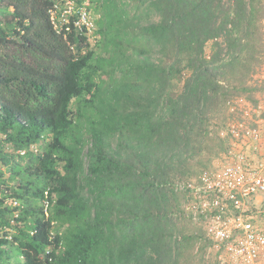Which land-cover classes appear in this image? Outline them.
I'll return each mask as SVG.
<instances>
[{"label": "trees", "instance_id": "1", "mask_svg": "<svg viewBox=\"0 0 264 264\" xmlns=\"http://www.w3.org/2000/svg\"><path fill=\"white\" fill-rule=\"evenodd\" d=\"M132 1L156 10L158 19L125 29L171 46L170 62L158 65L144 49L124 47L120 0H96L104 11L101 33L111 45L109 58L88 48L85 27L73 19L59 30L54 26L53 0H0V165L18 166L9 177L17 185L8 184L0 170L1 227H10L0 234V264L165 260L159 253L142 257L151 240L144 231L114 239L119 223L110 218L103 196L115 184L132 200L131 208H139L154 185L167 183L176 164L203 149L207 115L244 89L261 65L264 0ZM211 39L220 41L207 60L203 48ZM182 68L190 73L181 92L168 95L165 82ZM100 72L112 79L96 82ZM109 133L117 134L121 148L109 146ZM88 137L84 171L81 152ZM215 139L222 152L227 138L217 132ZM14 200L19 204H10ZM63 224L67 228L60 231Z\"/></svg>", "mask_w": 264, "mask_h": 264}, {"label": "rangeland", "instance_id": "2", "mask_svg": "<svg viewBox=\"0 0 264 264\" xmlns=\"http://www.w3.org/2000/svg\"><path fill=\"white\" fill-rule=\"evenodd\" d=\"M53 2L56 6H53L50 13L54 26L59 30L61 26L73 19L74 25L79 29H82L83 26L85 27L88 48L93 49L95 55L101 54L109 58L111 45L105 44L106 39L103 36L105 33H101L104 11L99 5V1L53 0ZM117 6L118 10L120 9L119 13H121L119 16L120 26H124L121 29V40L124 47L129 48L130 51L132 48L136 50L144 49L150 60L158 65L170 62L173 56L171 46L163 47L137 32L135 36H132L131 30H129L131 27L125 29V26L132 25L133 23L145 24L150 20H157V11L144 5L137 7L132 0H120ZM131 37L133 38L131 39ZM219 41V39H211L205 43L203 56L207 60L216 52V42ZM221 55L223 56V51ZM182 64L185 63L183 62ZM106 68L109 70V66ZM189 73V69L182 68L181 74L174 73V76L165 82L164 86L168 95H176L181 92L184 80ZM99 78L103 79L105 83L112 79L107 73L101 72L100 77H96L95 81H99ZM152 79L156 80L151 77L150 80ZM158 83L157 80L156 86H159ZM242 87L244 89H241L239 92L237 91V94L229 96L226 102L220 105L218 112H210L207 115L208 120L205 125H207L208 133H206L207 139L201 140L203 149L200 150L202 151L199 150L196 153L194 152L193 155L187 156L186 162L180 164V166L175 163L176 168L173 167L166 174L167 183L154 185L152 196L148 198V194L146 193L144 199H141L142 202L140 201L141 206L139 208L132 209V200L128 198L126 201L125 196L121 194L119 188L115 184L111 185L113 192L108 191L103 196V201L104 204L110 207L107 212L112 221L119 223H116L113 228L114 239L121 238L122 236L129 239L130 236L137 234L138 231H144L145 238L150 237L151 240L143 251V258L149 256L152 259L154 257L158 258L159 255L157 256L156 254L159 253L160 256L163 254L165 257V260L160 264H220L217 253L205 237L203 228L194 224L185 216L182 210L184 194L176 189V184L189 178H194L202 169L217 164V156L221 151L218 152L215 135L217 132L226 129V126L233 121L244 120L248 124L257 125L261 132L262 150L264 151V54L262 55L261 65L248 75L246 84ZM238 90H240V87ZM240 97L243 98L241 102L239 101ZM74 105L75 101L72 103L73 108ZM108 142L112 148H121L116 146L117 134L109 133ZM90 145L88 137L81 152L84 171L87 170L86 151ZM6 150L14 154L19 153L20 155L24 153V151H12L10 148H6ZM31 150L38 152L39 146L33 145L31 146ZM15 161H17V164L22 163L19 157H15ZM17 167L0 165L2 178L6 179L8 184H18L9 178L12 172L10 168L16 169ZM140 180L144 184L146 183V181ZM2 188L4 189V187ZM4 192H6L5 189ZM136 192L137 189L134 190V194H137ZM150 192L151 190L148 191V193ZM136 198H138L137 195ZM9 200H6V202H9ZM41 203L43 206L44 203ZM50 207H47V212H49ZM55 226H57V223ZM66 228L67 224H63L59 230L64 231ZM140 234L143 233L141 232ZM159 234L161 235L160 239L158 238ZM128 264H131V261Z\"/></svg>", "mask_w": 264, "mask_h": 264}, {"label": "built area", "instance_id": "3", "mask_svg": "<svg viewBox=\"0 0 264 264\" xmlns=\"http://www.w3.org/2000/svg\"><path fill=\"white\" fill-rule=\"evenodd\" d=\"M220 135L227 138V144L217 156V164L176 184L184 194L182 210L203 228L220 264H264V151L260 129L237 120ZM43 203L47 213L49 202L45 198ZM10 204L18 205L15 200ZM9 230L7 225L1 227L0 219V234Z\"/></svg>", "mask_w": 264, "mask_h": 264}]
</instances>
